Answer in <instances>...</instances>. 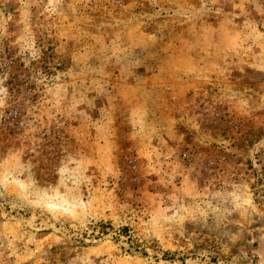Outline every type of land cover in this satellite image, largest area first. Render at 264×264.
<instances>
[{
	"label": "rangeland",
	"instance_id": "1",
	"mask_svg": "<svg viewBox=\"0 0 264 264\" xmlns=\"http://www.w3.org/2000/svg\"><path fill=\"white\" fill-rule=\"evenodd\" d=\"M0 264H264V0H0Z\"/></svg>",
	"mask_w": 264,
	"mask_h": 264
},
{
	"label": "trees",
	"instance_id": "2",
	"mask_svg": "<svg viewBox=\"0 0 264 264\" xmlns=\"http://www.w3.org/2000/svg\"><path fill=\"white\" fill-rule=\"evenodd\" d=\"M121 232L127 234V228L126 227H123L122 230H121Z\"/></svg>",
	"mask_w": 264,
	"mask_h": 264
}]
</instances>
